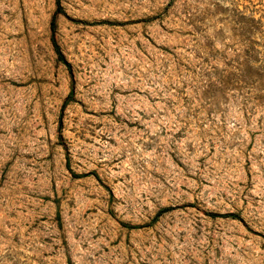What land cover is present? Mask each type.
<instances>
[{
	"label": "rangeland",
	"instance_id": "obj_1",
	"mask_svg": "<svg viewBox=\"0 0 264 264\" xmlns=\"http://www.w3.org/2000/svg\"><path fill=\"white\" fill-rule=\"evenodd\" d=\"M62 5L0 0V264H264V0Z\"/></svg>",
	"mask_w": 264,
	"mask_h": 264
},
{
	"label": "trees",
	"instance_id": "obj_2",
	"mask_svg": "<svg viewBox=\"0 0 264 264\" xmlns=\"http://www.w3.org/2000/svg\"><path fill=\"white\" fill-rule=\"evenodd\" d=\"M56 3H57V12H58V13L62 12V11H63L62 0H56ZM56 30H57V21H56V17H55V18L53 19V21H52V32H53V34H52V42H53V45H54V49H55V51H56V54H57V56H58V59H59L60 61H62L64 64H66L68 67L71 68V64H70V62L66 59V57H65V55H64V53H63V51H62V49H61V47H60V45H59L57 39H56V36H55V32H56ZM70 97H72V95H70ZM69 100H70V99H68V100L65 102L64 106H66V105L68 104V101H69ZM171 209H172V207H164V208H162V209L158 212V216L164 214L165 212H167V211H169V210H171ZM231 216H235V215H231Z\"/></svg>",
	"mask_w": 264,
	"mask_h": 264
}]
</instances>
